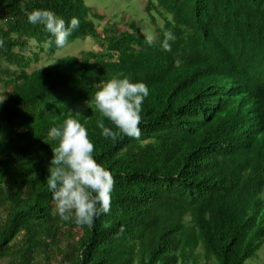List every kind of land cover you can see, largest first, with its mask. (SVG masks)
Here are the masks:
<instances>
[{"label":"trees","instance_id":"trees-1","mask_svg":"<svg viewBox=\"0 0 264 264\" xmlns=\"http://www.w3.org/2000/svg\"><path fill=\"white\" fill-rule=\"evenodd\" d=\"M143 5L155 46L135 21L101 27L84 0H0V264H245L263 245L264 0ZM36 9L78 18L69 43L94 48L31 69L37 51L65 48L28 22ZM124 77L150 95L140 139L113 142L93 97ZM68 117L115 178L91 229L60 219L46 182L49 130Z\"/></svg>","mask_w":264,"mask_h":264},{"label":"clouds","instance_id":"clouds-1","mask_svg":"<svg viewBox=\"0 0 264 264\" xmlns=\"http://www.w3.org/2000/svg\"><path fill=\"white\" fill-rule=\"evenodd\" d=\"M27 19L31 24L43 25L54 37L57 48L68 45L69 37L80 23L76 17L66 23L65 19L52 11L40 9L27 13ZM175 40V35L166 31L160 45L165 51H171L170 42ZM146 41L149 46H155L157 37L146 35ZM52 43L51 39L47 41L49 46ZM3 46L4 41L0 39V48ZM149 95L146 83L133 82L128 77L105 82L93 97L100 114L97 127L102 130V136L113 142L122 136L139 140L142 135L139 126L143 120V104ZM105 121L111 127L106 126ZM48 135L58 142L52 149L53 158L46 180L53 195L55 211L63 221H73L77 226L91 229L98 217L111 212L115 178L108 168L95 159V144L80 120L68 117L60 126L52 127Z\"/></svg>","mask_w":264,"mask_h":264},{"label":"rangeland","instance_id":"rangeland-1","mask_svg":"<svg viewBox=\"0 0 264 264\" xmlns=\"http://www.w3.org/2000/svg\"><path fill=\"white\" fill-rule=\"evenodd\" d=\"M84 2L96 14L103 16L104 19L99 22L101 27L108 23L111 26L122 28L124 23L130 20L135 21L144 30L146 35H149L153 31L149 16L144 11L143 0H84ZM94 21L97 22L96 20ZM93 48L94 43L88 39L86 41L75 40L53 55L46 52L39 53L37 49H34L33 51H37L38 53L39 60L32 62L31 69L56 63L66 55L77 56L80 51H89ZM245 264H264V243Z\"/></svg>","mask_w":264,"mask_h":264}]
</instances>
